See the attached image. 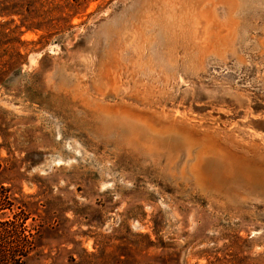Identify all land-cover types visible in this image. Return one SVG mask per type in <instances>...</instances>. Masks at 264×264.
I'll return each instance as SVG.
<instances>
[{"label":"rangeland","instance_id":"obj_1","mask_svg":"<svg viewBox=\"0 0 264 264\" xmlns=\"http://www.w3.org/2000/svg\"><path fill=\"white\" fill-rule=\"evenodd\" d=\"M27 2L0 16V183L36 237L62 223L29 264H264V0Z\"/></svg>","mask_w":264,"mask_h":264},{"label":"trees","instance_id":"obj_2","mask_svg":"<svg viewBox=\"0 0 264 264\" xmlns=\"http://www.w3.org/2000/svg\"><path fill=\"white\" fill-rule=\"evenodd\" d=\"M27 1L14 0L13 3L7 5L6 0H0V16L24 15L26 13L27 16L25 17L28 18L31 13H39L38 11L34 12L33 9H30V3ZM51 26L49 25L48 28L52 29L50 28ZM42 28L39 21H32V19L26 25L27 30ZM35 206V202L27 203L23 201L16 196V193L12 191L11 187L4 186L3 183H0V264H29L32 251L43 245V241L48 238V234H51L53 230L61 227L62 223L60 220L53 215H49L45 218L46 221L44 219L43 222V225L46 227L44 230L45 236L36 237L37 232L31 233L32 230L40 231L35 228V225H32L34 226L33 229L31 226L26 225L31 214L36 209ZM146 237V245L144 247H137V253L147 252L151 248L166 249L162 241V245H160L151 240L149 235ZM106 248L107 245L101 244L98 253H89L84 249V253L79 255L78 258L71 255L70 264H136L130 261L133 254L130 251H123L125 247L119 246V253L115 254H108ZM160 262L164 264V261Z\"/></svg>","mask_w":264,"mask_h":264}]
</instances>
